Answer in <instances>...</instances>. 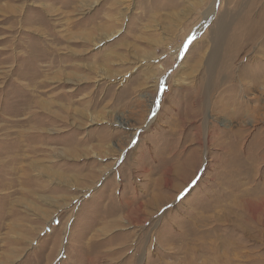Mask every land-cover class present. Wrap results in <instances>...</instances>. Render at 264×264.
I'll return each instance as SVG.
<instances>
[{
	"label": "rangeland",
	"instance_id": "1",
	"mask_svg": "<svg viewBox=\"0 0 264 264\" xmlns=\"http://www.w3.org/2000/svg\"><path fill=\"white\" fill-rule=\"evenodd\" d=\"M247 198L264 0H0V264H264Z\"/></svg>",
	"mask_w": 264,
	"mask_h": 264
},
{
	"label": "bare ground",
	"instance_id": "2",
	"mask_svg": "<svg viewBox=\"0 0 264 264\" xmlns=\"http://www.w3.org/2000/svg\"><path fill=\"white\" fill-rule=\"evenodd\" d=\"M186 167L189 168V166H186ZM255 199H248V198L247 199H243L242 201H240V204H241L240 207H239V204L237 203L236 208H235V215H236V217L237 218H239V217H247V212H246L247 209H251V212H250L251 215H249V216H254V215L256 216V215L261 214L260 215V217H261L264 214V199L263 200H255ZM241 208H243V211H241ZM254 208H258V209H260V211L254 214V210H253ZM260 217H258V218H260ZM258 221H260V220H258Z\"/></svg>",
	"mask_w": 264,
	"mask_h": 264
}]
</instances>
